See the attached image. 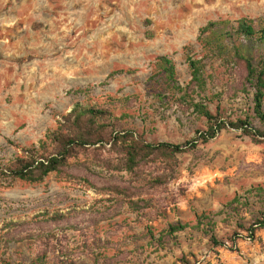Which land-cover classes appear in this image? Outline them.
Wrapping results in <instances>:
<instances>
[{
  "label": "rangeland",
  "instance_id": "374dc122",
  "mask_svg": "<svg viewBox=\"0 0 264 264\" xmlns=\"http://www.w3.org/2000/svg\"><path fill=\"white\" fill-rule=\"evenodd\" d=\"M259 16L264 0H0V157L40 146L78 102L110 109L115 129L152 143L198 139L206 118L147 94L157 57L169 56L186 86L188 54H204L202 27ZM205 62L196 100L223 121L250 117L264 130L242 71ZM197 142L175 170L150 160L139 178L118 170L113 142L87 146L43 183L0 176V264H264V229L251 238L240 227L264 210V194L250 193L264 190V141L229 128ZM236 197L247 202L242 216L229 206ZM139 198L153 207L134 211ZM203 212L214 215L220 245L196 227ZM177 222L188 227L158 245Z\"/></svg>",
  "mask_w": 264,
  "mask_h": 264
},
{
  "label": "trees",
  "instance_id": "16d2710c",
  "mask_svg": "<svg viewBox=\"0 0 264 264\" xmlns=\"http://www.w3.org/2000/svg\"><path fill=\"white\" fill-rule=\"evenodd\" d=\"M198 41L204 54L200 59L188 54L187 62L192 78L186 86H182L178 80L176 64L167 55L157 57V69L147 82L149 96L153 95L167 103L180 102L186 105L187 109H193L194 113L206 118L208 129L200 132L198 139L184 144L152 143L134 130L115 129L116 124L111 121L113 112L110 109L78 102L70 113L62 117L58 128L48 132L46 141H42L40 146L22 148L21 153L8 159L0 157V176L33 184L43 183L51 173L62 172L68 166L69 159L75 157L82 149L105 142H113L114 148L121 155L118 170L128 171L138 178L142 167L150 160H161L175 170L179 154L196 148L197 141L209 143L229 128L242 131L255 143H263L264 130L255 128L250 117L240 118L236 122L223 121L210 110L204 100L197 101L196 96H200L207 86L208 64L205 61L221 60L230 71L240 69L245 83L255 89L253 110L255 117L264 125V16L242 17L235 22H210L200 29ZM117 73H124V70L114 72ZM162 179L163 177L154 178L152 183H161ZM115 189L127 197L132 196V192L128 190L119 187ZM255 190L258 195L263 196V188H253L250 193ZM130 205L138 212L153 207L152 201L146 198L131 200ZM229 206L237 215L242 216V208L247 206V202L242 203L240 198L236 197ZM187 227L188 224L182 222L170 224L160 232L158 245L168 243ZM196 227L210 236L213 244H221L215 233L217 222L214 215L198 213ZM240 227L248 231L249 237L254 238L259 230L264 229V210L254 215V221L249 227L244 223H241Z\"/></svg>",
  "mask_w": 264,
  "mask_h": 264
}]
</instances>
